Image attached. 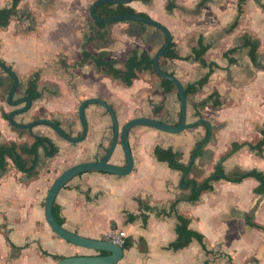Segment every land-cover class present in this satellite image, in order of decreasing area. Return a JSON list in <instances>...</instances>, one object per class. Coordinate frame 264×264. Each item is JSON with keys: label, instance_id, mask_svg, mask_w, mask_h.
I'll return each instance as SVG.
<instances>
[{"label": "crops", "instance_id": "1", "mask_svg": "<svg viewBox=\"0 0 264 264\" xmlns=\"http://www.w3.org/2000/svg\"><path fill=\"white\" fill-rule=\"evenodd\" d=\"M95 1L21 0L10 24L0 27V60L20 80L13 100L29 97V81L39 75V97L16 120L22 124L37 118L52 120L77 137L83 129L80 104L99 98L114 108L121 127L138 117L178 125L179 93H166L157 75L144 71L127 86L100 69L93 59L84 58V52L95 58L106 52L109 59L117 61L118 69H124L133 48L154 57L164 41L161 31L136 22L99 26L90 14ZM203 1L130 3L137 12L166 26L173 36L182 59L163 61V70L184 87L212 73L198 93L188 96L187 123L192 126L178 134L133 127L129 142L135 163L129 174L84 172L60 190L54 203L65 220L64 227L73 233L106 240L114 230L125 231L129 247L122 246L124 257L117 264H264V192H256L260 182L255 177L241 182L222 178L212 182V190L202 189L204 180L218 167L226 174L255 169L264 173V151L259 155L244 145L229 154L234 143L255 145L262 138L264 0H243L241 4L240 0H205L201 5ZM13 2L0 0V10L11 8ZM247 38L259 42L256 61L245 45ZM200 42L209 46L204 56L207 66L183 59L194 56ZM0 81V143H31L41 136L59 148L54 157H48L44 147L39 148L35 177L29 178L11 160L6 171H0V264H56L60 259L54 256L103 255L60 238L45 216L47 194L56 178L71 166L92 161L83 156L84 149L76 148L78 143L64 140L50 126L20 129L11 125L4 113L26 103L19 107L8 103L5 93L13 81L1 68ZM215 91L222 106L198 109V104ZM86 117L89 133L85 140L95 153L103 150L95 161L101 160L112 143V117L99 104L88 105ZM201 120L213 127L209 140L208 125L199 124ZM119 147L122 150L120 143L111 162L125 166V155L123 164L112 161L121 153ZM157 147L183 154L182 163L189 168L185 177L187 169H172L157 159ZM24 158L29 165L35 159ZM183 177L186 187L181 185ZM193 192L200 195L198 200L189 199ZM175 202V209L167 214ZM177 213L190 219V228L204 236L209 252L196 239L185 248L173 247L178 239Z\"/></svg>", "mask_w": 264, "mask_h": 264}, {"label": "trees", "instance_id": "2", "mask_svg": "<svg viewBox=\"0 0 264 264\" xmlns=\"http://www.w3.org/2000/svg\"><path fill=\"white\" fill-rule=\"evenodd\" d=\"M20 1L21 0H14L13 6L11 8L0 10V27H7L10 24L11 18L15 15L17 6L20 3ZM139 1H146V0H139ZM242 2L243 0H240V4ZM204 3H205V0L201 3V5H203ZM172 7H173L172 3H170L168 5V9L171 10ZM96 14L100 18H110V17H114L118 15H126V14L149 17L145 13L137 12L130 4H118V5L110 4V3L101 4L97 7ZM136 23L141 26H145V24L143 23H140V22H136ZM99 26L105 27L104 24H99ZM141 34H144V31L141 32ZM245 45L250 47V56L254 61H256L257 51L259 48V42L247 38L245 40ZM208 50H209V46H206L203 44V42H200L199 49H197L194 52V56L183 58V59L184 60L193 59L194 61L201 63L203 66H207L209 65V63L206 61L204 56ZM108 55L109 54L105 52V53L99 54V56L95 58L87 52L83 53L84 58L93 59L100 69L104 68L105 72L115 79L120 78L124 82V84H126L127 86H132L134 81L138 79L139 74L144 71L149 70L155 75H157L153 68V58L154 57H152L149 54V52L146 50L140 52L138 48H133L127 59L124 69H118L116 67L117 61L114 59H109ZM167 59L169 60L182 59L177 53L176 43L174 41H172L170 47L165 52V55L160 60V66H161V63ZM211 74L212 73H209L204 78H202L201 80H199L198 82L194 84H189L185 86L187 96H192L198 93L209 82ZM158 77L162 80V85L166 93L177 91L175 84H173L171 81L165 78H161L160 76ZM38 81H39L38 74H35L29 81V87L27 90V94L33 101L36 100L40 95L38 91ZM13 85H14V81L9 91L6 92L7 96L9 95ZM1 88H3V81H0V89ZM208 105H212L214 108H219L220 106H222L220 95L216 91L212 93L207 99L201 101L198 104V109H203ZM8 115L9 114L4 113V118L8 119ZM38 119L39 118H37L36 120ZM57 124L60 125L59 123ZM261 133H262V138L255 145L234 143L232 145V149L229 154L235 153L240 148H242L244 145H249L251 149H253L259 155H261L264 151V126L261 130ZM1 136L2 134L0 131V138ZM40 147H44L46 151V155L48 157H54L59 152V148L48 137L36 136L32 139L31 143H24V144H18L16 142H8L6 144L0 143V171H6L7 167L9 166L10 160H11L15 164V166L20 171L25 173L29 178L37 176L38 172L36 170V162H37V155H38ZM200 149L198 150L197 153H200ZM155 153L159 161L168 163V165L172 169L181 170L183 172L186 171L187 167L182 163V157H183L182 153L176 152L171 148L162 149L161 147H157L155 150ZM25 155L30 156V157L32 156L35 157L31 165H29L28 160L24 158ZM247 177H255L260 182V185L256 189L257 193L264 192V173L263 172H260L255 169V170L242 172V173L226 174L223 171V169L220 167H218L210 177L204 180L202 184V189L212 190L213 189L212 182L222 179V178L230 182H241ZM199 196H200L199 194H197L196 192H193L189 199L195 201L199 199ZM175 205H176V202L171 205L170 212L167 214H170L171 212H173V209H175ZM53 210H54L55 218L58 221V223L64 226L65 220L64 218L61 217L59 208L57 207L56 204H54ZM176 216L178 219V224L176 228L178 239L173 244V247L175 249L185 248L193 241V239H196L200 242L204 250H206V252H209L204 242V236L200 234L199 232L190 228V219L178 213L176 214ZM144 219L146 218L144 217ZM123 247L124 248L129 247V243L125 241V244L123 245ZM102 254L104 255L105 253H102ZM54 257L56 259L63 258L60 256H54Z\"/></svg>", "mask_w": 264, "mask_h": 264}, {"label": "water", "instance_id": "3", "mask_svg": "<svg viewBox=\"0 0 264 264\" xmlns=\"http://www.w3.org/2000/svg\"><path fill=\"white\" fill-rule=\"evenodd\" d=\"M135 0H96L90 10V14L92 18L99 24H112L117 22H140L145 25L151 26L163 33L164 41L162 46L155 54L153 58V68L154 71L158 76L161 78H165L175 84L177 91L180 96L181 101V117L180 122L178 125H171L169 123L161 122L160 120H156L153 118H146V117H138L128 121L123 127L120 126L118 116L114 108L105 100L99 98H88L83 100L79 107V115L82 122V133L80 136L74 137L68 134L60 125L56 122L48 119H38L29 124H22L16 120V117L20 114H23L29 111L33 106V100L30 97H25L18 101L13 100L15 94L20 86V80L18 75L14 70H12L9 66H7L2 60H0V68L14 81V85L9 93L8 96V103L11 104L13 107H19L23 103L26 105L22 108H17L16 110L12 111L8 115V121L11 125L16 128L20 129H32L36 125L43 124L50 126L57 134H59L64 140L71 142V143H79L84 141L89 133V124L86 117V108L88 105L91 104H99L103 106L111 115L113 121V139L108 150L107 155L105 158L97 161L92 162H82L76 164L74 166L69 167L65 171H63L53 182L51 185L46 202H45V216L46 221L51 227V229L63 240L71 243L75 246L82 247L85 249H90L99 253H105L104 255H78L72 257H64L57 261L56 264H117L123 257H124V249L122 246H119L109 240H96L91 238H86L79 234L73 233L66 229L64 226L60 225L55 218L54 215V203L56 197L60 190L75 176H78L84 172L89 171H99V172H106L110 174L116 175H126L129 174L134 168V156L129 142V134L133 127L135 126H147L150 128H154L160 130L162 132L178 134L183 132L184 130L190 128L192 125L187 123V100L188 96L185 90L184 85L180 82V80L175 77L173 74L166 72L160 66V60L165 55V52L170 47L173 36L170 30L161 24L158 21H155L149 17H143L140 15H118L110 18H100L96 14V9L99 5L110 3V4H130ZM201 123H205L208 125L209 133L207 140L211 137L212 134V125L208 123L206 120H201ZM121 144L122 150L124 152L126 158V165L125 166H118L111 162L112 156L116 150L118 144ZM195 158V153L193 160ZM189 168L184 173V177L187 174ZM184 177L182 178L181 185L187 186V183H184ZM191 185L196 190L197 193L201 192V189L197 188L194 182H191Z\"/></svg>", "mask_w": 264, "mask_h": 264}, {"label": "rangeland", "instance_id": "4", "mask_svg": "<svg viewBox=\"0 0 264 264\" xmlns=\"http://www.w3.org/2000/svg\"><path fill=\"white\" fill-rule=\"evenodd\" d=\"M0 93L3 94V92H0ZM6 94L7 93H5V95ZM86 140L76 144V146H77L76 148L84 149L83 156H85L88 159L87 161H95L96 159L101 158V156H102L101 154H103V150H100V152L95 153L93 148L90 149V147H92V146L88 147V142ZM86 145H87V148H86ZM119 152H121V153H117V155L114 156L112 161L123 164L125 162L124 161L125 159H124V154L121 150V147H119Z\"/></svg>", "mask_w": 264, "mask_h": 264}, {"label": "built area", "instance_id": "5", "mask_svg": "<svg viewBox=\"0 0 264 264\" xmlns=\"http://www.w3.org/2000/svg\"><path fill=\"white\" fill-rule=\"evenodd\" d=\"M125 238H126V232L125 231H112L110 234L107 236V240L119 245L123 246L125 243Z\"/></svg>", "mask_w": 264, "mask_h": 264}, {"label": "flooded vegetation", "instance_id": "6", "mask_svg": "<svg viewBox=\"0 0 264 264\" xmlns=\"http://www.w3.org/2000/svg\"><path fill=\"white\" fill-rule=\"evenodd\" d=\"M82 133V132H81ZM114 133V132H113ZM81 134H79V136H80ZM113 139V138H112ZM83 142V141H82ZM80 143V142H79Z\"/></svg>", "mask_w": 264, "mask_h": 264}]
</instances>
